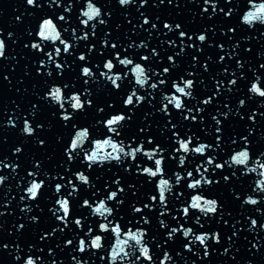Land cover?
<instances>
[{
    "label": "snow or ice",
    "instance_id": "1",
    "mask_svg": "<svg viewBox=\"0 0 264 264\" xmlns=\"http://www.w3.org/2000/svg\"><path fill=\"white\" fill-rule=\"evenodd\" d=\"M148 3L143 0L140 7ZM165 3L159 0L155 7ZM173 3L167 0V4ZM118 4L127 10L137 0H118ZM248 5L255 10L248 9ZM22 7L23 12L14 17L13 24L27 23L23 47L32 54L35 77L42 86L34 92L35 99L27 108L12 100L0 115V126L17 131L21 137L11 155L0 159V172L9 169L11 179H17L16 207L24 214L15 231L8 233L16 237L15 242L0 240V256L7 254L3 256L5 264H65L56 258L58 249L70 253L71 264H177L172 254L174 245L179 246L176 255L181 259L187 252L212 264L213 252L220 254L222 247V255L241 264L238 243L245 231L254 237V241H248V236H243L252 256L245 264H254L257 254L264 257V179L257 178L264 177V63L252 67L242 55L238 40L226 50L225 42L214 39L215 28L195 30L144 12H140L141 22L131 31L147 32V38L139 43L131 36L122 39L113 31V10L99 0H85V4H75L74 0H24ZM220 14L228 20L239 14V20L256 31L255 22L264 25V3L246 0L242 8L233 0H225L224 6L221 0H203L202 18L212 20ZM127 23L132 25V19ZM98 25L102 26L99 32ZM122 27L118 23L115 30ZM237 31L236 26L227 24L221 29L228 41ZM156 33L162 39L152 46ZM245 40L250 43L252 36ZM19 41L15 31L0 27V60L9 59L10 46ZM165 44L172 49L171 54ZM210 48L217 50L215 60L206 54ZM188 49L196 54L184 67V57L190 55ZM252 51L251 47L243 49L246 53ZM260 56L264 59V52ZM248 72L252 73L251 79ZM70 73L76 74L80 87L65 79ZM203 73L210 77L212 90L198 97L194 93L197 84L205 83L200 79ZM26 74L31 76L32 69H26ZM3 80L12 85L10 74L3 75ZM18 83L24 84V80ZM101 87L106 95L98 94ZM226 93L230 94L228 100L223 99ZM241 93L233 108L232 97ZM257 97L260 102L250 106ZM145 106L148 111L144 125L131 131L138 111ZM157 115L162 119V126L158 124L157 128L167 144L153 134L152 125L147 123L148 117ZM90 119L94 123H89ZM233 119L242 126L238 131L233 129L235 135L230 131ZM206 120L211 124L210 140L201 142L200 136L194 139L188 134ZM57 127L60 132L54 137L55 149L45 157L51 163L59 152L54 167H46L45 160L37 155H32L30 165L23 167L28 144L47 154L48 134ZM6 142L7 137L0 139V144ZM172 162L178 165V171L170 167ZM113 167L117 169L115 174H96L98 170L112 173ZM128 176L151 186L145 198H140L137 183L128 182ZM9 180L8 175H0V188ZM244 184H248L247 191ZM176 186L183 190L174 191ZM221 189L227 190L229 199ZM12 191L8 187L7 192ZM45 199L51 203L41 207ZM14 200L15 196H5L0 218L9 214ZM172 201L180 207H169ZM77 202L88 215L75 210ZM126 202L134 214L129 219L122 215ZM230 204L244 211L234 213ZM45 208L50 223L39 228L35 240L23 244L25 232L42 223ZM252 209L255 215H247ZM153 213L164 217L159 219L156 233L152 230ZM169 217L172 223H166ZM189 222L191 225L186 226ZM4 231L0 224V234ZM53 240L59 241L54 247L50 243Z\"/></svg>",
    "mask_w": 264,
    "mask_h": 264
},
{
    "label": "clouds",
    "instance_id": "2",
    "mask_svg": "<svg viewBox=\"0 0 264 264\" xmlns=\"http://www.w3.org/2000/svg\"><path fill=\"white\" fill-rule=\"evenodd\" d=\"M46 29H50V26H46Z\"/></svg>",
    "mask_w": 264,
    "mask_h": 264
}]
</instances>
